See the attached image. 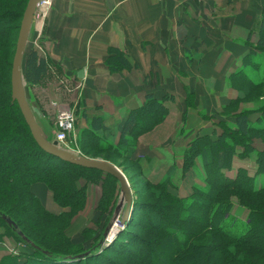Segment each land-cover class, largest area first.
Returning <instances> with one entry per match:
<instances>
[{"label":"crops","instance_id":"0c3cea01","mask_svg":"<svg viewBox=\"0 0 264 264\" xmlns=\"http://www.w3.org/2000/svg\"><path fill=\"white\" fill-rule=\"evenodd\" d=\"M263 16L264 0H52L41 35L37 39L30 32L26 47L48 65L40 82L26 88L35 120L54 136L58 112L72 110L76 139L100 118L98 133L116 145L129 113L142 107L146 96L163 101L167 115L136 139L132 159L142 177L154 182L174 169L172 182L186 196L187 179L202 186L205 169L198 158L192 177L183 175L184 151L198 136L216 141L223 125L235 128L234 113L228 118L224 110L241 97L243 87L264 81V51L255 49ZM115 52L124 55L127 69L110 71L107 61ZM246 105L239 103L236 113ZM249 112V121L256 123L261 113ZM255 147L261 151L262 141ZM246 158L251 160L252 152L233 157L238 164L231 163L226 175L244 169L252 177L243 166ZM32 189L47 211L62 212L44 186ZM95 189L87 185L85 211L73 222L94 210ZM23 251L4 238L0 260Z\"/></svg>","mask_w":264,"mask_h":264},{"label":"trees","instance_id":"16d2710c","mask_svg":"<svg viewBox=\"0 0 264 264\" xmlns=\"http://www.w3.org/2000/svg\"><path fill=\"white\" fill-rule=\"evenodd\" d=\"M27 1L0 0V244L4 238H12L29 251L6 255L0 264H115L107 254L117 252L116 245L121 247L124 259L132 260L130 264H264V185L255 184L257 176L264 174V81L243 87L241 97L228 107H237L251 94L254 100L263 97L256 110L261 113L256 123H251L250 112L243 110L231 116L235 128L223 125L218 140L198 136L184 151L183 175L192 177L198 158L205 169L202 186L190 185L191 180L187 179L186 196H182L172 182L174 169L169 170L163 180L154 182L142 177L140 165L132 159L136 139L151 131L167 115L163 101L146 96L144 105L129 113L116 145L100 136L102 120L93 118L89 127L77 134V148L87 158L112 153L137 169L143 180V192L153 202L137 204L125 225L140 227L142 232L150 234L147 235L151 243L148 245L133 232H124L120 237L133 240L139 249L152 251V256L148 260L135 258L134 252L125 250L120 242L103 245L104 232L116 204L110 208L108 220L88 248L67 236L66 229L86 202V187H79L78 181L102 180L104 185L108 178L117 180L47 154L33 139L16 102H12L11 64ZM263 29L261 26L260 40L255 47L258 51H264ZM115 53L116 56L107 61L110 71L127 69L129 65L124 55ZM47 71V62L30 48L23 62L26 86L38 84ZM254 138L263 143V149L255 153V176L250 177L244 169H238L233 177L227 176L233 157L244 158L254 151ZM239 148L243 151L239 152ZM4 157L9 164H3ZM10 170L18 175L7 174ZM102 175H105L103 179ZM37 184L46 187L53 201L66 211L60 214L47 211L33 192ZM103 185L97 210L106 213L109 207L108 203L104 205ZM231 198H236L238 204L248 210L247 224L238 225L234 218L230 219ZM141 209L152 216L151 224L132 222L133 215ZM89 231L82 232L83 243L90 239Z\"/></svg>","mask_w":264,"mask_h":264},{"label":"rangeland","instance_id":"374dc122","mask_svg":"<svg viewBox=\"0 0 264 264\" xmlns=\"http://www.w3.org/2000/svg\"><path fill=\"white\" fill-rule=\"evenodd\" d=\"M32 34H33V32H32ZM26 88H27V86L25 84V92L27 91ZM252 98H254V96L252 97V94H251L250 97L246 101L240 102V103H243L244 105H246V104L251 105V106L250 105L245 106L248 109H244L245 107H243L244 110H247V111L257 110L259 108V102L262 100L263 97L259 96L255 100ZM237 111H238V105H237V107L232 108V109H228L225 112H226V114H227V112H229V114L227 115V117L229 118L230 115H232L233 113L235 114ZM241 111H243V110H241ZM48 138L51 141L54 140V136H50ZM256 141L261 142L260 139L254 138V140H253L254 151L252 152L251 160L249 158H246L245 160H243V161H247L245 163V165H243V166L246 167L247 170H249V172L252 174V176L255 175V170H256V167H255L256 164L254 162V154L257 152V149L255 147ZM65 146L69 151H71L77 155H81L79 149L77 148L75 140L66 141ZM241 150L243 151L242 148H241ZM10 155L13 157L15 155V153L12 152ZM104 158L109 160L106 162H109L111 164L114 163L113 165L116 166L121 171V173L124 175V177L128 183L130 193H131V200H132V209L131 210L132 211L134 210V212H135L136 208H137L136 205L141 203V202H153L151 199L148 198V195L145 192H143L144 191L143 180H141V177L138 176L137 169L135 167H132L128 162L122 160L121 158H118L117 156H115L114 154L109 153V152L104 153V154H100L99 157H97V158H90V159H99V160L105 161ZM3 159H4V160H2L3 164H9V161L7 158L4 157ZM235 160L236 159H234L232 162L233 168L236 167V165L238 164V161L237 160L235 161ZM110 161H112L113 163ZM15 173H18V172L12 171V170L7 172V174H15ZM227 174L229 176L232 175V173H229V172ZM15 175H18V174H15ZM103 176L105 177V175H102V179H103ZM179 183L180 182H178V184ZM200 184H202V182H200ZM255 184H257L259 186L264 185V174L257 176V178L255 179ZM87 185L94 186V188L96 187L95 192H97V195L99 196L98 201H97L96 205L94 206V210H86V212L84 213L85 215L83 217L84 218L83 220L78 218L77 220H75V222H73L76 216H78L80 213H83L85 211L84 209L86 207L87 196H88ZM102 185H103L102 180H100L96 183H93V182L86 183V181L83 179H80L78 181L79 187H82V186L86 187V202H85L84 209L82 211H80L72 219L70 225L66 229V234L74 243H82L84 246L83 248H88L92 244V242L95 240L96 236L99 234L101 228L105 224V221L108 220V218H109L108 212L110 211V208L114 204L117 203L118 198H119V184H118V182L113 181L109 178L106 179V182H104V185H103V188H105L104 190L106 191V196L104 199V205H106L108 203L109 210L106 213H102L101 210L98 211L97 210L98 202H99V200L102 196V192H103L102 191ZM48 192L51 195V199H52L51 192L50 191H48ZM180 192H181L182 196H185L186 192L184 190L181 189ZM52 201H53V199H52ZM231 203H232V207H231V210L229 213L230 219L234 218L236 220L235 223L238 225L247 224L248 210L246 208L240 206L238 204L236 198H231ZM54 204H55L56 208H58V211H60V210H62V212L66 211V209L60 207L55 202H54ZM124 209H125V207H124ZM124 209H122V212L120 213V215L118 217L117 225L112 226V228L110 230V232H111L113 230V228L115 229L114 233H109L110 235L113 234V236L110 237V235L108 234V236L103 241V245L107 246L109 244L111 245V243H114V242L116 244H117V242L118 243L120 242V245L122 247H124L125 250L127 249V250H131V252H134L135 258H138V259H140V258L146 259L147 258L146 260H148V257L152 256V251L139 249V246L135 245L136 243L133 244V242H132L133 240L127 239L125 237H123V238L120 237V236L124 235V232L125 233L126 232H133L138 237H141L144 240H146L148 242V245H149V243H151V240H149V237H148V235L150 236V234L142 232V229L140 227H137L135 225H132L131 227L130 226L127 227L125 225L128 218H130V217L132 218V216H131L132 211L128 213V216L126 218L125 223L120 224V221L122 220V217H123ZM134 212H133V214H134ZM151 217H152L151 215H148L147 213H145V211L143 209H141L140 211L138 210L137 213L133 215V219H132L133 221L132 222H134V224H136V225H140V224H148L149 225L152 222ZM84 230H90L87 234V237H90V239L83 243V237L85 235H84V233L82 234V232ZM10 239H12V238H10ZM14 242H16V241H14ZM16 243L19 244L20 246H22L24 251L28 250L23 244L18 243V242H16ZM119 247H120L119 245H116L115 249L117 252H115V253L110 252L107 254V256L115 264H130V262H132V260L129 261L128 259H124V257L122 256L123 253L120 252L121 247L120 248ZM19 253H22V252H18L17 254H19ZM135 258H131V259H135Z\"/></svg>","mask_w":264,"mask_h":264},{"label":"water","instance_id":"95a60500","mask_svg":"<svg viewBox=\"0 0 264 264\" xmlns=\"http://www.w3.org/2000/svg\"><path fill=\"white\" fill-rule=\"evenodd\" d=\"M39 1L41 0L27 1L19 25L10 73L11 100L12 102H16V104L18 105V108L23 116L26 125L29 128L33 139L43 151L63 162H67L69 164L85 169L98 170L104 174L110 175L117 180L119 184V198L115 205L110 222L104 232V237L106 238L110 233L112 226L117 225L118 217L122 212V209H124L125 207L120 224L125 223L128 213L132 211L131 193L124 175L116 166L109 162L99 159H90L83 155H77L69 150L59 148L57 142L55 140H49L47 134L36 122L26 97L25 81L23 78V60L26 52L28 38L31 32L35 8Z\"/></svg>","mask_w":264,"mask_h":264},{"label":"built area","instance_id":"2783aa9c","mask_svg":"<svg viewBox=\"0 0 264 264\" xmlns=\"http://www.w3.org/2000/svg\"><path fill=\"white\" fill-rule=\"evenodd\" d=\"M52 6V0H41L37 3L31 32L36 34L38 39L41 35L46 17ZM80 86H77L76 89H79ZM55 106V104H53ZM74 125H75V116L72 110L59 111L56 115L55 120V131H54V140L57 142L58 147L68 150L65 146L66 141L75 140L74 134ZM65 147H64V146Z\"/></svg>","mask_w":264,"mask_h":264},{"label":"bare ground","instance_id":"6f19581e","mask_svg":"<svg viewBox=\"0 0 264 264\" xmlns=\"http://www.w3.org/2000/svg\"><path fill=\"white\" fill-rule=\"evenodd\" d=\"M114 232H115V229L113 228V230L110 233H114ZM112 236H113V234L110 235V237H112Z\"/></svg>","mask_w":264,"mask_h":264}]
</instances>
